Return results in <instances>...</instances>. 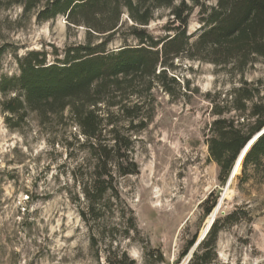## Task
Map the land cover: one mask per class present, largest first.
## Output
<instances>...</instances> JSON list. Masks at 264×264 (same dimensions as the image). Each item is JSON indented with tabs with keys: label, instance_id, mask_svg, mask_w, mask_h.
<instances>
[{
	"label": "rangeland",
	"instance_id": "obj_1",
	"mask_svg": "<svg viewBox=\"0 0 264 264\" xmlns=\"http://www.w3.org/2000/svg\"><path fill=\"white\" fill-rule=\"evenodd\" d=\"M169 19V9L156 10L147 31L164 36ZM130 25L127 21L108 49L136 46ZM199 26L194 11L188 34ZM86 37L85 29L69 28L61 16L38 22L35 11L0 7V76L18 75L17 59L29 51H47L51 64L55 51L61 58L66 47L83 45ZM171 75L180 91L174 89L173 98L152 91L149 111H143L150 116L145 127L127 132L129 122L121 121L138 166L137 174L118 179L124 206L89 223L80 216L85 204L79 183L90 178L94 160L80 147L83 138L69 112L46 119L30 112L19 126L9 128L0 110V264H176L187 241L201 236L213 212L221 227L213 264H264V158L257 167L243 170L241 164L227 185L221 183L206 144L214 119L212 100L218 93L223 98L241 81L264 80V59H255L239 74L230 66L182 58L174 62ZM208 198L217 202L204 216ZM132 213L136 230L125 235ZM228 215L231 219L225 220ZM189 258L178 264H187Z\"/></svg>",
	"mask_w": 264,
	"mask_h": 264
},
{
	"label": "trees",
	"instance_id": "obj_2",
	"mask_svg": "<svg viewBox=\"0 0 264 264\" xmlns=\"http://www.w3.org/2000/svg\"><path fill=\"white\" fill-rule=\"evenodd\" d=\"M176 1L0 0V7L18 5L24 13L35 11L38 22L61 16L69 28L85 29L86 43L66 47L61 58L55 51L51 64L45 50H32L17 59L19 74L0 76V110L6 114L9 128L19 126L30 112L44 119L69 112L83 138L80 147L94 160L90 178L79 183L85 204L80 216L87 223L99 220L102 212L113 214L115 208L124 206L118 179L137 174L138 166L121 121L129 122L127 132L145 127L150 116H144L143 111H149L147 103L152 91L159 89L172 98L174 89L180 91V83L171 75L176 60L230 66L242 74L255 59H264V0H214L212 5L203 0ZM159 9H169L170 19L165 35L153 37L146 27ZM194 11L200 26L188 34ZM127 21L131 22L128 29L136 46L124 44L118 50L108 49ZM94 37H100V42L93 44ZM262 86L261 79L241 81L223 98L218 93L211 102L214 119L208 127L206 144L210 159L220 169L221 183L227 181L241 150L264 128ZM184 88H189L188 82ZM132 97L141 103L132 101ZM131 102L134 103L128 105ZM230 113L233 114L228 116ZM136 119L138 123L134 125ZM263 158L264 132L246 152L243 170L248 165L257 167ZM209 200L204 216L217 202V198H208L204 206ZM229 219L231 215L225 218ZM134 222L132 213L125 221V235L130 229L136 230ZM219 224L215 219L191 252L197 241V234L193 235L176 264L189 255L187 264L215 263ZM158 260L164 262L161 253Z\"/></svg>",
	"mask_w": 264,
	"mask_h": 264
},
{
	"label": "water",
	"instance_id": "obj_3",
	"mask_svg": "<svg viewBox=\"0 0 264 264\" xmlns=\"http://www.w3.org/2000/svg\"><path fill=\"white\" fill-rule=\"evenodd\" d=\"M263 132H264V128H263L258 134H256V135L251 139V141H249V142L247 143V145L241 150V152L239 153V155L237 156V158H236V160H235V162H234V166L237 164V162H238L239 160H241L242 158H244V156H245V154H246V152H247L249 146H250V145L256 140V138H257L260 134H262ZM234 166H233V168H232V170H231V172H230V174H229V176H228V179H227V185H229V183H230V181H231V179H232V177H233V169H234ZM212 223H213V220H212V222L209 224V226L206 227L204 233H203V234L197 239V241L195 242V244H194V246H193L191 252L197 247V245L199 244V242L204 238V236L206 235V233H207L208 230L210 229Z\"/></svg>",
	"mask_w": 264,
	"mask_h": 264
},
{
	"label": "bare ground",
	"instance_id": "obj_4",
	"mask_svg": "<svg viewBox=\"0 0 264 264\" xmlns=\"http://www.w3.org/2000/svg\"><path fill=\"white\" fill-rule=\"evenodd\" d=\"M251 145H252V144H251ZM251 145H250V146H251ZM250 146H249V148H250ZM249 148H248V149H249ZM247 151H248V150H247ZM242 160H243V158H242L241 160H239L235 166L233 165V166H234V169H233V177H232V179H231L229 185L231 184V182H232V180L235 178V176H237V175L240 173ZM227 190H228V187H226L225 192H226ZM223 196H224V195H223ZM221 202H222V199L219 201L218 207L220 206ZM218 207H217V208H218ZM216 210H217V209H215V211H216ZM214 218H215V212H213V213L211 214V216L208 218L207 223H206V227L209 226V224L212 222V220L214 221ZM206 227H205V229H206ZM205 229L202 231V234L204 233ZM202 234H201V235H202Z\"/></svg>",
	"mask_w": 264,
	"mask_h": 264
}]
</instances>
